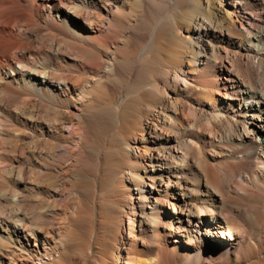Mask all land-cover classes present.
I'll use <instances>...</instances> for the list:
<instances>
[{"label":"bare ground","instance_id":"bare-ground-1","mask_svg":"<svg viewBox=\"0 0 264 264\" xmlns=\"http://www.w3.org/2000/svg\"><path fill=\"white\" fill-rule=\"evenodd\" d=\"M0 264H264V0H0Z\"/></svg>","mask_w":264,"mask_h":264},{"label":"rangeland","instance_id":"rangeland-1","mask_svg":"<svg viewBox=\"0 0 264 264\" xmlns=\"http://www.w3.org/2000/svg\"><path fill=\"white\" fill-rule=\"evenodd\" d=\"M172 22H171V20H168L167 22H166V29H170L171 31H173L174 29H173V25L171 24ZM117 100H118V98H117ZM101 127H103L102 125H100V126H98V129H100Z\"/></svg>","mask_w":264,"mask_h":264}]
</instances>
